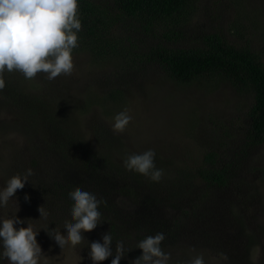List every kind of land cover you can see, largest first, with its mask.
I'll list each match as a JSON object with an SVG mask.
<instances>
[{
  "label": "rangeland",
  "instance_id": "1",
  "mask_svg": "<svg viewBox=\"0 0 264 264\" xmlns=\"http://www.w3.org/2000/svg\"><path fill=\"white\" fill-rule=\"evenodd\" d=\"M194 4L185 38L175 42L176 48L202 45L203 36L217 33L262 51L264 0ZM122 27L125 36L135 38ZM148 41L139 49L144 60L153 40ZM155 41L166 42L158 37ZM72 59V74L53 80L44 73L25 79L18 71H5L6 86L0 90V190L13 175L28 169L33 173L0 206V221L16 216L26 221L16 228L31 225L38 232V264H93L88 242L102 243L107 232L113 238V256L100 264H111L117 241L126 250L120 264H131L142 255L137 242L157 232L166 236L161 247L170 254L168 264L196 256H203L205 264H264V143L255 145L250 139L253 96L215 78L181 84L152 60L132 65L124 58L97 60L74 49ZM125 108L133 119L124 132L116 133L113 118ZM83 146L99 149L93 154L98 166L113 160L111 166L122 168L116 185L108 183L106 173L96 172L88 156L81 161ZM149 149L155 152L156 167L163 169L159 182L123 164L126 156ZM210 152L216 153L217 167L221 164L233 174L231 184L212 190L197 180L185 196L178 173L201 167ZM61 178L71 181L65 183L67 193ZM167 186L170 191L178 186L180 195L167 199ZM76 187L103 201L101 224L84 232L81 244L61 249L47 232L56 229L67 235L65 222H71L73 204L68 193ZM0 264H10L2 247Z\"/></svg>",
  "mask_w": 264,
  "mask_h": 264
},
{
  "label": "trees",
  "instance_id": "2",
  "mask_svg": "<svg viewBox=\"0 0 264 264\" xmlns=\"http://www.w3.org/2000/svg\"><path fill=\"white\" fill-rule=\"evenodd\" d=\"M194 2L195 0H77V14L82 28L77 33L78 47L74 50L85 52L97 60L122 61L124 58L123 61H129L132 65L136 61L152 60L161 64L171 79L184 85L202 78L228 81L239 92L253 96L254 103L249 112L250 139L255 145L263 144L264 44L261 46L262 51L255 52L248 46L231 42L221 34L212 33L203 36L202 45L176 48L175 42L185 38L184 30L188 27V23H185L195 7ZM122 24L127 26L130 33L135 34V38L132 35L125 36ZM157 37L166 42L155 41ZM148 39L153 41L147 50L149 59L144 60V53L139 49L141 43H146ZM98 150L90 151L87 146H83L81 161L84 162V157L88 156L89 162L94 163L96 172L106 173L108 183L116 185L123 176L122 168L118 164L111 166L113 160H107L102 167L98 166L97 160L93 159V154L98 155ZM217 165L216 153L210 152L201 167L178 173L177 178L181 180L185 196L195 189L193 183L197 180L212 190L228 188L233 174L221 164L219 167ZM60 181L67 193V185L71 181H64V178ZM166 183L169 184L170 180ZM177 189L178 186H175L170 191L167 186L163 195L167 193V199H172L180 195L176 192Z\"/></svg>",
  "mask_w": 264,
  "mask_h": 264
},
{
  "label": "clouds",
  "instance_id": "3",
  "mask_svg": "<svg viewBox=\"0 0 264 264\" xmlns=\"http://www.w3.org/2000/svg\"><path fill=\"white\" fill-rule=\"evenodd\" d=\"M77 8V0H0V90L6 86L5 71H18L25 79H33L37 73L46 74L48 80H53L61 74H72V50L78 47L77 33L82 28ZM129 112L130 110L125 108L114 116V132L122 133L126 130L133 119ZM123 164L127 170L144 175L154 182H159L164 174L163 169L156 167L155 152L151 149L126 156ZM32 174V170L28 169L23 175L10 177L6 187L0 190V206H6L17 190L25 187ZM68 195L73 204L70 210L71 222H65L67 235H62L56 229L50 230L51 234L47 232L61 249L66 245L74 248L81 244L85 240L83 233L91 232L101 224L102 213L99 207L102 200L80 187H76ZM28 200L29 197L25 195V201ZM38 211L41 217L46 218L47 213L43 206H40ZM25 222L16 216L0 221V247L3 248V256L10 264H38L42 255L36 240L38 232L34 231L31 225L26 228L15 227ZM165 239L163 232H157L138 241L135 248L141 249L142 255L131 264H168L170 254L165 253L161 247ZM102 240V243L88 242V256L93 264H100L113 256L111 234L104 233ZM125 254L124 242L117 241L111 264H120ZM180 264L205 262L203 256H196Z\"/></svg>",
  "mask_w": 264,
  "mask_h": 264
}]
</instances>
